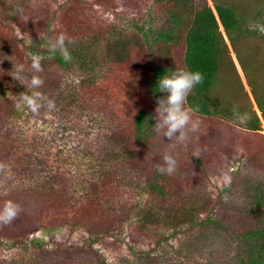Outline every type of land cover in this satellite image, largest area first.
Instances as JSON below:
<instances>
[{"label": "rangeland", "instance_id": "obj_1", "mask_svg": "<svg viewBox=\"0 0 264 264\" xmlns=\"http://www.w3.org/2000/svg\"><path fill=\"white\" fill-rule=\"evenodd\" d=\"M20 1L27 10L22 13L23 18L28 12L26 20L35 23L27 28L15 26L10 31L0 20L4 31L2 36L14 39L11 35H16L14 47L0 48V138L14 140L25 150V143L33 140L38 155L23 154L17 161L23 163L25 169L20 182L0 177V203L8 199V192H12L20 206L10 223H0V264H227L237 258L241 251L236 236L238 229L248 224L257 225L259 221L260 209L251 205L249 188L258 181L264 183V122L226 37L229 55L243 90L237 86V75L229 62L223 69L222 83L215 91L227 99L233 96L232 105H238L242 113L251 116L246 106L249 103L260 117V129L254 132L244 129L228 106L230 115L226 116L192 112L199 126L188 133L187 141L169 140L167 137L161 140L152 129L141 158L155 167L163 164V153L172 154L178 161V167L172 175L164 173L165 179L186 182L181 185V190L177 188L174 191L175 185L168 188L166 199L173 204L167 210L160 209L157 214L165 215L164 219L158 222L153 215L151 226L145 229L130 217L145 200L149 203L159 198L150 194L147 185L149 177L146 178L148 174L144 169L151 165H133L130 168L125 164L121 168L122 179L112 181V189L100 192L95 198L110 199L112 203L101 207L104 211L102 216L89 224L76 210L81 207L80 202L84 204L91 200L92 193H97L102 187L103 181L93 177L98 174L93 171L99 168L93 164H103L107 138L119 136L136 106L155 109L156 100L148 90L150 63L138 27L147 30L163 27L162 10L153 0ZM231 1L238 8L248 9L247 25L252 33L246 36V44L249 45L246 61L261 60L260 66L261 62L264 64V0ZM207 2L211 4V0ZM66 10L73 12L74 23H80L78 30L83 25L89 36L99 38L100 44L93 50L95 55L100 54L103 58L108 56L106 49L111 48L109 28L118 26L122 30L121 39L126 44L129 59L137 66L139 76L129 85L123 81L124 88L114 91L117 97L112 95L116 98V111L121 115L108 107L104 109L115 125L110 130L111 135L105 134L104 122L96 121L100 118L97 109L79 114L74 106L69 105L78 98L69 95L77 78L76 72L58 66L53 56L48 55L45 44L38 43L44 31L42 28L51 15L55 18L52 21L58 22ZM66 35H72L71 39L67 38L71 41L70 47L75 48L76 36L72 33ZM250 48L254 50L253 55ZM168 50L173 52L172 67L184 66L181 44L174 49L168 47ZM33 54L42 57V70L37 73L43 79L39 91L46 97L52 95L50 98L57 107L67 106L64 114L54 115L39 110L40 117H35L27 109H17L16 98L21 93L30 94L32 91L29 81L34 71L31 68ZM20 65H23V73L21 78H17ZM253 73L262 82L259 73ZM245 99L248 103H244ZM250 143L252 149L248 152L245 146ZM197 148L200 156H191ZM85 149L89 153L87 157L84 156ZM137 159L140 160L134 158ZM197 159L205 162V173L200 175V181L192 180L202 169ZM7 162L8 166L15 167L10 159ZM105 164L109 165V162ZM28 166L32 167L31 175ZM56 166L73 172L68 175L71 177L68 206L60 210L49 207L48 194L42 203L30 195L32 187L43 184L40 175ZM83 172L91 176H83ZM188 198H192L193 204L186 201ZM169 220L177 221L178 226L168 228L163 222ZM105 224L106 229L103 228Z\"/></svg>", "mask_w": 264, "mask_h": 264}, {"label": "trees", "instance_id": "obj_2", "mask_svg": "<svg viewBox=\"0 0 264 264\" xmlns=\"http://www.w3.org/2000/svg\"><path fill=\"white\" fill-rule=\"evenodd\" d=\"M153 1L162 10L161 15L164 18V26L154 29L148 28V30L138 27L146 48L147 60L150 63L148 90L151 97L155 100L157 96L161 95L158 91L153 90L156 78L164 71H167V69L173 68L170 62L173 52L168 50V47L174 49L178 44H181L184 66L199 70L204 77L203 81L197 84L189 94L186 102L187 106L194 110L193 113L200 115H230V109L227 106L232 108L234 97L227 99L223 94H221L222 96L217 95L215 91L218 85L222 83L225 64L231 62L235 75H237V70H235L233 60L229 55L226 37L242 69L246 85L259 110L260 117L264 122V64L261 62V65L258 66L261 60L246 61V54L249 48V45L246 44V36L252 33L247 25L248 9L246 7L238 8L231 0H211V4L207 0ZM18 8L22 11L17 12ZM25 11L27 10L20 0H0V20L3 26L10 31H13L15 26L27 28L30 25H34L35 22L24 20L22 13ZM72 14V11L66 10L60 16L58 22L52 21L55 18L51 15L46 26L42 28L44 31L38 43L45 44L43 37L54 38L61 33L70 39L72 35L67 36L66 34L72 33L76 36L74 41L75 48H71L70 44H68L70 60H65L59 53L53 56L58 66L67 67L76 72L77 78L73 83L74 86L72 85L73 89L72 86L70 88L71 92L69 95H74L78 98L75 99L74 104H68L74 106L79 114H87L92 112L94 108L97 109L100 113V118L96 119V121L101 124L104 122L107 129L105 134L111 135L112 131L110 130L115 128V125L111 123L112 120L108 116L107 111L104 112V109L108 107L107 109H111L121 115L117 112L118 108L115 105V97L117 95L114 91L124 88V82L127 85L131 84L133 79L139 76V72L135 63H131L129 59L126 44L121 39L122 30L118 26L109 28V34H112L109 37L111 48L106 49L108 50V56L103 58L100 54L95 55L93 50L94 47L100 44L99 38L89 36L83 25L78 30L80 23H74ZM25 17H28V12ZM3 32L0 27V48L10 49V47H14L16 35H11L14 39L6 38L1 35ZM249 52L251 55L254 54V50H251V48ZM253 71L259 73L262 82L258 81V77L254 75ZM237 79V86L243 90V84L238 75ZM244 103H248V99H245ZM246 106L248 111L251 112V116H249L246 124H243L242 127L252 132L259 130L260 117L252 110L249 103ZM64 108H66L65 111ZM67 110L68 107L64 105L56 106L54 110H48L46 107L40 109V111L51 112L54 115L64 114ZM33 115L40 117L37 112L33 113ZM153 116L154 109L136 106L131 117L123 124L119 136L115 135L112 139L107 138L108 145L106 144L107 147L102 154L103 164L101 163L100 166L98 163L93 164L94 167H99L93 171V173H98L93 177H98V179L103 181L102 187L100 191L96 189L97 193H92L91 200L86 201L84 204L80 202L79 205L81 207L76 210L89 224H92L93 221L102 216L104 211H101V207H106L105 205L112 203L110 199L101 198L100 200H95V198L99 196L100 192L105 193L112 189L113 186L110 185L112 181H117V178L122 179L121 168L125 164L130 168L133 165H142L141 167H145V164L146 167L151 165L147 161H143L141 154L148 139L152 136L153 128L151 124L154 123ZM124 121H126V118ZM25 145L26 150L21 148L14 140H8L7 137L0 138V177L20 182L25 169L23 168L24 164H19L17 161L22 158L23 154L25 156L27 154L38 155L37 147L34 145L33 140H30L29 144L25 143ZM245 147L248 152H251V143ZM86 149H89V147H86ZM86 149L84 156L87 157L89 153ZM250 155L252 157L253 154ZM136 157L140 160H134ZM8 159L15 164V167H13L14 165L8 166ZM106 162H109V165H106ZM197 163L202 169L193 176L192 180L194 181H200V175L205 173L204 160L197 159ZM113 165L115 166L113 167ZM90 166L93 167L91 164ZM157 167L151 165L147 168L149 171L146 168L144 170L148 174L146 178L149 177L147 185L150 189V194L155 195L159 199L151 200L149 203L145 200L136 208L135 213L130 216L135 219L140 227L145 229L151 226L152 221L150 219L153 215H156L158 222H162L165 215L157 216L158 212L160 209L167 210L168 206L173 204V201H167L166 199L168 188L171 185H175L174 191L181 190V185L186 183L168 181L165 179L164 173L157 170ZM28 168V173L31 175L32 167L28 166ZM51 169L49 168L40 175L42 176L40 181H43V184L39 187H32L30 195H34L42 203L45 202L46 194H48L49 207L60 210L68 206L66 201L70 199L68 193L71 190V177L68 175L73 172H69L70 170L65 168L60 169L59 166ZM82 175L91 176L85 172ZM31 180L33 179L31 178ZM29 186L31 185L29 184ZM249 191L252 198L251 205L257 210L260 209L259 221L257 225H254V223L248 224L238 229L236 236L239 238L238 245L241 246V251L237 258L230 260L227 264H264V183L258 181L257 184H252ZM7 197V200L11 199L15 202L17 200L14 196L12 197V192H8ZM186 201L193 204L192 198H188ZM132 208L134 209V206ZM78 218L82 220L80 217H74V219ZM163 224L168 225V228L178 226V222L175 220L164 221ZM157 225L161 224H156L155 226ZM103 228L106 229L107 225H103Z\"/></svg>", "mask_w": 264, "mask_h": 264}, {"label": "clouds", "instance_id": "obj_3", "mask_svg": "<svg viewBox=\"0 0 264 264\" xmlns=\"http://www.w3.org/2000/svg\"><path fill=\"white\" fill-rule=\"evenodd\" d=\"M22 11L17 9V12ZM28 17H25L26 20ZM48 55L55 56L57 53L63 56L65 60H70L68 44L71 43L64 34H58L54 38L43 37ZM42 57L39 54L31 56V68L34 70L31 75L29 85L32 89L30 94L21 93L16 98V107L18 109H27L33 113L38 112L42 107L48 110H54L55 102L42 94L39 89L43 84V79L37 74L42 70ZM23 65L17 69V78H21ZM203 74L199 70H193L186 66H174L167 69L156 78L153 86L154 91L161 95L155 98L154 123L151 124L153 131L169 140L176 138L179 141H187L188 133L195 131L199 126V121L193 119V109L186 106L189 94L193 88L203 81ZM232 113L237 122L241 125L246 124L249 116L242 113L238 105L232 106ZM200 149H194L191 156L199 157ZM162 165L157 167L161 173L172 175L176 172L178 161L172 154L163 153L161 156ZM20 206L9 199L0 203V223H10L18 214Z\"/></svg>", "mask_w": 264, "mask_h": 264}]
</instances>
